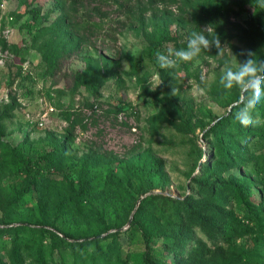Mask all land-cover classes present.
<instances>
[{"label": "trees", "instance_id": "1", "mask_svg": "<svg viewBox=\"0 0 264 264\" xmlns=\"http://www.w3.org/2000/svg\"><path fill=\"white\" fill-rule=\"evenodd\" d=\"M230 1L191 0V26L209 27L220 40L226 38ZM233 1L250 2L251 16L258 20L255 26L247 22L246 30L239 29L236 37L244 52L231 46L234 55L240 63L248 58V52L257 61L264 60V0ZM54 2L53 8L59 9L60 15L51 25L41 26L40 11L34 5L29 9L31 19L23 23L44 75L49 77L60 73L63 62L78 53L80 44L78 36L71 33L67 16L61 14L62 1ZM171 24L167 18L151 21L148 28L139 22L144 42L141 57L162 79L156 92L159 109L149 120L151 130L170 127L187 135L197 125L207 142L206 160L197 164L201 150L189 141V152L196 156L186 175L189 194L143 196L142 189L155 179L159 186L166 183L160 160L148 150L139 155L137 164L126 165L132 168V172L125 170L127 175L141 190L135 196L128 194L124 179L117 177L121 163L114 164L91 151L73 162L68 153L73 140L69 133L60 138L48 135L46 144L50 149L35 155L21 143L10 146L1 138L6 130L3 121L14 110L12 100L0 113V176L19 179V183L1 193L6 206L5 215L0 217V253L5 259L0 264H264V153L259 152L264 143V100L253 113L256 123L242 126L236 119L243 107L239 89L226 90L218 82L211 90L216 103L229 107L228 111L206 123L192 124L186 116L188 111L180 106L173 68L160 69L156 61L155 53H166L163 45L167 43L176 50L186 48V42L176 41ZM214 49L202 51L191 62L178 61L177 66L187 72L202 55H212ZM0 51L17 55L16 46L3 40ZM128 59L129 71L136 76L134 62ZM85 62L82 71L71 73L69 91L83 88L97 95L108 72L96 59ZM195 168L197 173L190 177ZM251 188L255 194L250 193ZM26 194H31L33 204H22L27 209L23 214V207L17 204L24 202ZM85 199L97 201L99 210L84 206ZM195 232L205 240L196 237ZM121 236L129 245L140 244L142 250L123 254ZM154 249L162 256L171 255L172 261L157 258Z\"/></svg>", "mask_w": 264, "mask_h": 264}, {"label": "rangeland", "instance_id": "2", "mask_svg": "<svg viewBox=\"0 0 264 264\" xmlns=\"http://www.w3.org/2000/svg\"><path fill=\"white\" fill-rule=\"evenodd\" d=\"M60 1L61 14L67 16L66 22L72 25L71 33L78 36L80 44L78 53L63 62L60 73L49 77L44 75L43 64L31 46L23 23L31 19L29 9L34 5L39 8L41 26L51 25L60 15L59 9L53 8L54 0H0V40L15 45L17 49L15 56L7 52L0 56V113L12 100L15 102L11 117L3 121L6 130L1 140L10 146L21 143L30 150V154L35 155L37 151L44 153L50 149L46 144L48 135L60 138L69 133L73 140L68 153L73 157V162L91 151L114 164L121 163L122 167L116 171L117 177L124 179V188L128 194L135 196L141 190L132 176L127 175L125 170L132 172V168L126 165L130 162L137 164L139 155L148 150L160 160L166 183L159 186L155 179L142 189L145 191L143 196L157 193L171 196L189 194L186 175L196 159L189 152V144L193 142L201 150L200 158L196 160L197 164H202L208 152L207 142L197 125L192 134L187 135H181L170 127L151 130L149 120L159 109L156 92L160 85L152 89L157 84L158 75L152 64L141 57L144 42L139 22L142 21L143 26L148 28L151 21L167 18L172 21L170 31L176 41L187 43L191 32L206 29L191 26L188 7L191 0ZM251 15L250 2L239 4L231 0L227 9L228 36L220 40L223 49L218 53L215 48L212 55H202L187 72L178 66L173 68L180 106L188 111L186 116L192 124L206 123L228 111L229 107L222 108L216 103L211 87L218 84L226 68L236 70L239 67L240 62L231 46L244 50L236 36L239 29L246 30L248 26L258 23ZM163 46L166 51L173 48L170 43ZM89 58L98 60L106 68L108 74L105 83L97 95L83 88L69 91L71 73L82 71ZM128 58L134 62L136 76L129 71ZM48 108H52V112H47L41 127L28 126L27 121L36 122ZM259 152L264 153V143ZM196 173L197 168L192 170L190 177ZM18 183L19 179L0 176V217L5 215L6 206L1 193ZM250 193L255 194V190L251 188ZM21 202L17 206H31V194H26L24 202ZM83 203L86 207H96L95 211L99 206L95 200L85 199ZM25 207L20 210L23 214L27 213ZM195 236L205 240L198 232H195ZM120 242L123 254L142 250L140 244L129 245L122 236ZM154 250L157 258L172 261L171 255L162 256L159 250ZM0 261H5L2 253Z\"/></svg>", "mask_w": 264, "mask_h": 264}, {"label": "clouds", "instance_id": "3", "mask_svg": "<svg viewBox=\"0 0 264 264\" xmlns=\"http://www.w3.org/2000/svg\"><path fill=\"white\" fill-rule=\"evenodd\" d=\"M213 46L218 53L223 49L214 29L207 27L200 32H191L187 38L186 48L176 50L170 47L166 53L157 51L156 61L160 69L175 68L178 61L191 62L198 58L202 51H208ZM247 56L248 58L243 63H239L236 70L231 67L226 68L219 81L226 90H232L234 87L239 89V103L243 107L236 114V119L245 127L256 123L253 113L264 100V60L257 61L252 52H248ZM161 83L162 79L159 78L152 89L154 90Z\"/></svg>", "mask_w": 264, "mask_h": 264}, {"label": "built area", "instance_id": "4", "mask_svg": "<svg viewBox=\"0 0 264 264\" xmlns=\"http://www.w3.org/2000/svg\"><path fill=\"white\" fill-rule=\"evenodd\" d=\"M5 53H6V51H4V52L0 51V56H2L1 54H5ZM47 112L48 113L52 112V108H48V110L43 115H41L38 119H36V122L27 121L28 126L31 124L33 126L41 127L43 125V123H44L45 116H46Z\"/></svg>", "mask_w": 264, "mask_h": 264}, {"label": "water", "instance_id": "5", "mask_svg": "<svg viewBox=\"0 0 264 264\" xmlns=\"http://www.w3.org/2000/svg\"><path fill=\"white\" fill-rule=\"evenodd\" d=\"M165 195H168V194H165Z\"/></svg>", "mask_w": 264, "mask_h": 264}]
</instances>
